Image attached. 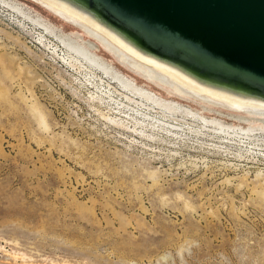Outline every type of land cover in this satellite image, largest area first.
I'll return each instance as SVG.
<instances>
[{
	"label": "rangeland",
	"instance_id": "obj_1",
	"mask_svg": "<svg viewBox=\"0 0 264 264\" xmlns=\"http://www.w3.org/2000/svg\"><path fill=\"white\" fill-rule=\"evenodd\" d=\"M17 1L197 116L254 132L136 126L0 5V264H264L262 116L146 81L85 27Z\"/></svg>",
	"mask_w": 264,
	"mask_h": 264
},
{
	"label": "bare ground",
	"instance_id": "obj_2",
	"mask_svg": "<svg viewBox=\"0 0 264 264\" xmlns=\"http://www.w3.org/2000/svg\"><path fill=\"white\" fill-rule=\"evenodd\" d=\"M34 1L85 27L86 34L98 40L120 65L137 72L146 81L153 79L163 84L167 82L171 87H178L179 89H174L179 94L186 91L232 109L258 112L256 114L262 116L259 121L264 123L262 89L208 69L194 56L179 49L170 53L159 51L141 33L117 22L91 0ZM19 3L17 0H0L1 7L16 16L21 26L26 30L30 29V34H37L43 46L75 68L76 72L83 74L88 83L95 85L99 91L101 89L105 98L110 99L122 114H125L124 109L132 111L131 119L137 121L136 126L147 125L143 128L150 127L151 130H163L167 133L189 130L194 126L215 127L224 130V133L227 131L231 136L252 140L254 127L249 132L236 131L226 129L217 120L207 121L204 117L197 116L172 99L173 94L168 93L173 95L170 98L154 91L147 83L142 85L136 78L122 71L114 60H108L104 54L97 53L100 49L97 43L86 42L82 34H68L63 27H57L51 20ZM242 120L249 121L247 118ZM261 129L264 130V126Z\"/></svg>",
	"mask_w": 264,
	"mask_h": 264
},
{
	"label": "water",
	"instance_id": "obj_3",
	"mask_svg": "<svg viewBox=\"0 0 264 264\" xmlns=\"http://www.w3.org/2000/svg\"><path fill=\"white\" fill-rule=\"evenodd\" d=\"M154 48L264 91V0H91Z\"/></svg>",
	"mask_w": 264,
	"mask_h": 264
}]
</instances>
